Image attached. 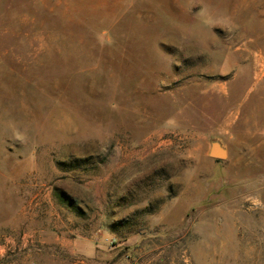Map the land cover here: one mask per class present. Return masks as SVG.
<instances>
[{"label": "rangeland", "instance_id": "obj_1", "mask_svg": "<svg viewBox=\"0 0 264 264\" xmlns=\"http://www.w3.org/2000/svg\"><path fill=\"white\" fill-rule=\"evenodd\" d=\"M256 73L264 0H0V264H264Z\"/></svg>", "mask_w": 264, "mask_h": 264}, {"label": "water", "instance_id": "obj_2", "mask_svg": "<svg viewBox=\"0 0 264 264\" xmlns=\"http://www.w3.org/2000/svg\"><path fill=\"white\" fill-rule=\"evenodd\" d=\"M216 147L214 146L213 147V150H212V156L216 157V158H222L223 157V153L222 152H219V151H216L215 150Z\"/></svg>", "mask_w": 264, "mask_h": 264}, {"label": "crops", "instance_id": "obj_3", "mask_svg": "<svg viewBox=\"0 0 264 264\" xmlns=\"http://www.w3.org/2000/svg\"><path fill=\"white\" fill-rule=\"evenodd\" d=\"M262 78H264V75H259V76H257V73L254 75V79H255L256 81H261ZM224 89H225L224 86H220V87H219V90H220L221 92H222Z\"/></svg>", "mask_w": 264, "mask_h": 264}, {"label": "bare ground", "instance_id": "obj_4", "mask_svg": "<svg viewBox=\"0 0 264 264\" xmlns=\"http://www.w3.org/2000/svg\"><path fill=\"white\" fill-rule=\"evenodd\" d=\"M260 75V74H259ZM216 151H219V152H221L219 149H216Z\"/></svg>", "mask_w": 264, "mask_h": 264}]
</instances>
